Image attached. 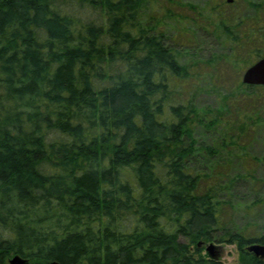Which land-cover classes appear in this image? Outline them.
Masks as SVG:
<instances>
[{
    "label": "trees",
    "instance_id": "obj_1",
    "mask_svg": "<svg viewBox=\"0 0 264 264\" xmlns=\"http://www.w3.org/2000/svg\"><path fill=\"white\" fill-rule=\"evenodd\" d=\"M146 1L0 0V264H224L202 255L213 240L264 264L246 249L264 236L224 228L197 172L211 151L179 92L184 56L144 23ZM220 7L215 28L248 68L264 0Z\"/></svg>",
    "mask_w": 264,
    "mask_h": 264
},
{
    "label": "rangeland",
    "instance_id": "obj_2",
    "mask_svg": "<svg viewBox=\"0 0 264 264\" xmlns=\"http://www.w3.org/2000/svg\"><path fill=\"white\" fill-rule=\"evenodd\" d=\"M224 1L147 0L142 20L165 30L173 49L184 56L189 77L179 92L193 101L196 139L211 151L198 156L197 172L217 188L224 228L264 236V103L255 99L264 94V85L238 87L246 68L234 65L211 8L217 4L232 12L247 0ZM199 247L207 258L240 262L235 243L213 240Z\"/></svg>",
    "mask_w": 264,
    "mask_h": 264
},
{
    "label": "water",
    "instance_id": "obj_3",
    "mask_svg": "<svg viewBox=\"0 0 264 264\" xmlns=\"http://www.w3.org/2000/svg\"><path fill=\"white\" fill-rule=\"evenodd\" d=\"M230 2L231 0H227ZM245 72L242 75V82L247 85H264V56L259 60L251 64L248 68L244 70ZM246 249L252 252L256 257L263 259L264 258V244L262 243H253L247 245ZM208 251L212 254V247L207 248ZM9 264H27V259H23L17 254L9 259ZM49 264H60L56 261H51Z\"/></svg>",
    "mask_w": 264,
    "mask_h": 264
}]
</instances>
